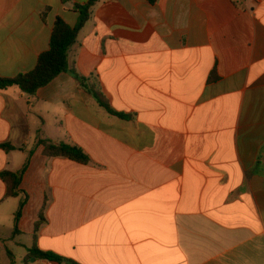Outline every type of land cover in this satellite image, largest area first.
Returning a JSON list of instances; mask_svg holds the SVG:
<instances>
[{"label": "crops", "instance_id": "crops-1", "mask_svg": "<svg viewBox=\"0 0 264 264\" xmlns=\"http://www.w3.org/2000/svg\"><path fill=\"white\" fill-rule=\"evenodd\" d=\"M88 1L0 0V77L33 71L56 19L76 26ZM69 64L128 117L67 73L0 90V145L15 147L0 173L29 161L17 197L0 178V264L34 247L76 264H264V0H99Z\"/></svg>", "mask_w": 264, "mask_h": 264}, {"label": "trees", "instance_id": "trees-1", "mask_svg": "<svg viewBox=\"0 0 264 264\" xmlns=\"http://www.w3.org/2000/svg\"><path fill=\"white\" fill-rule=\"evenodd\" d=\"M150 4H155L157 0H147ZM99 0H89L85 4L76 5L75 11L79 14V20L76 26L69 25L64 19L57 18L54 23L53 32L50 39L49 50L43 53L37 62L35 69L29 73H22L14 78L0 77V90H7L11 87H18L26 95H34L41 88L46 87L54 81L59 75L70 74L78 83V85L88 92L96 100V102L104 108L109 114L121 118L128 116L116 112L106 99L100 85L90 78L80 75L69 64V51L76 43L80 31L90 21L93 7ZM212 81L216 77L212 76ZM39 144L44 147V155L47 157H62L68 160L87 164L89 159L84 152L74 146L61 143L53 144L50 141L40 140ZM0 148L6 150H14L11 145H0ZM29 161L25 167L18 173L5 171L0 173V178L7 185L6 198L17 197L20 193L23 176L26 172ZM26 201L20 204L15 216V232H18V223L20 221L22 210ZM46 222L45 206L40 212L39 220L35 224V235H37ZM49 259L59 264H76L73 261L65 259L54 253L45 252L37 247L29 250V257L26 258L25 264H29L31 260ZM14 264V263H12Z\"/></svg>", "mask_w": 264, "mask_h": 264}, {"label": "built area", "instance_id": "built-area-1", "mask_svg": "<svg viewBox=\"0 0 264 264\" xmlns=\"http://www.w3.org/2000/svg\"><path fill=\"white\" fill-rule=\"evenodd\" d=\"M38 264H59V263L49 259H40L38 260Z\"/></svg>", "mask_w": 264, "mask_h": 264}]
</instances>
